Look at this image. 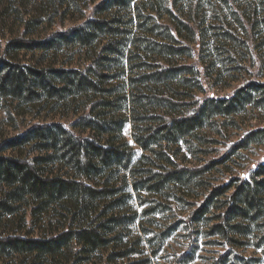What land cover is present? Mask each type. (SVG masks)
I'll use <instances>...</instances> for the list:
<instances>
[{"label":"trees","instance_id":"trees-1","mask_svg":"<svg viewBox=\"0 0 264 264\" xmlns=\"http://www.w3.org/2000/svg\"><path fill=\"white\" fill-rule=\"evenodd\" d=\"M42 2L48 7L40 10L51 9V17L60 21L69 14L88 16L45 41L9 43L7 52H49L66 62L46 69L0 60V97L39 101L42 110L77 118L69 128L60 122L34 125L1 143L0 221L18 216L25 227L30 213L29 230L43 236L0 237V257L18 256L23 264H139L128 259L152 248L150 221L175 213L173 203L184 213L180 219L169 217L166 234L182 227L188 243L172 264H191L199 237L222 248L207 264H239L233 254L236 237L247 235L264 215V164L252 183L235 179L213 185L209 175L232 151L192 166L179 157H184L182 145L207 142L200 132L215 115L238 112L250 103L251 90L264 94V84L249 83L220 100L197 98L203 79L191 53L204 38L203 0ZM125 122L140 156L122 137ZM27 147L44 155L3 154ZM56 164L63 166L56 170ZM144 194L157 198L154 207H145ZM128 200H139L140 215L131 212ZM138 219L132 236L129 226ZM155 256L152 251L141 264H152Z\"/></svg>","mask_w":264,"mask_h":264},{"label":"rangeland","instance_id":"rangeland-1","mask_svg":"<svg viewBox=\"0 0 264 264\" xmlns=\"http://www.w3.org/2000/svg\"><path fill=\"white\" fill-rule=\"evenodd\" d=\"M22 1L21 6L18 0H0V60L5 59L22 67L31 65L46 69L58 68L60 64L66 62L60 55L55 59L52 53L37 50L7 52V46L11 42L20 40L45 41L56 32H64L81 25L88 14L83 16V19L78 18L79 14L74 16L69 14L66 19L60 21L57 17H51V9L47 8V12L40 10L48 7L47 2ZM200 15L204 17L201 30L204 31V38L207 37L195 42L194 52L191 53L192 63L198 61L197 68L203 79L202 93L197 98L220 100L233 96L238 89L246 87L249 83L264 84V0H203ZM48 17H51V20ZM207 39L209 44L206 43ZM77 63L75 62V65ZM253 91L251 90L249 94L250 103L241 110L231 115L218 114L210 120L200 132V136L207 141L205 144L201 145L196 141L188 148L182 145L181 152L184 157H179L180 163L187 166L202 164L204 161L216 159L232 151L228 161L216 166L211 172L210 183L219 185L235 179L252 183L255 171L264 164V94ZM25 103L11 97H0V145L34 125L60 122L69 128L77 118L71 114L66 118H60L48 109L42 110L43 106L39 101L32 104ZM72 132L78 133L74 129ZM130 132L131 126L125 122L122 137L132 147L136 156H140L142 152L134 144ZM253 133H258L256 138L254 137L255 139L245 144L243 148L237 149L240 147L239 144ZM30 149L27 147L16 152L8 150L3 154L20 156V158L27 156L30 159L44 155L37 151L31 152ZM62 166L56 164L53 168L60 170ZM143 197L142 202L145 207L155 206L153 203L157 202L156 197L147 194ZM138 202L139 200L135 202L128 200L131 212L137 211L140 215L142 208L138 206ZM171 204L176 208L175 213L163 212L150 221V233L154 239H152V250L149 247L141 248L140 254L131 256L128 261L141 264L154 251L156 256L150 258L152 264H172L174 257L186 250L188 239L184 238L186 232L182 227L166 234L167 225L175 217L180 219L184 213L180 206ZM161 209L158 207V210ZM17 218L18 216L16 218L8 216L5 218L6 221H0L1 238L17 236L35 240L43 236L38 229L29 230L31 229L30 213L26 214L25 227L19 224ZM140 222L141 219H138L135 226H129L132 236L136 235V226ZM145 224H148L147 220L144 221ZM158 239H161V243ZM236 239L239 242L235 244L236 248L233 250V254L238 257L235 262L241 264L242 259H252L249 260L251 264H264V215L258 219V222L250 225L247 235L238 236ZM210 241L201 237L196 240L195 256L191 264H207L221 253V246L215 247L209 243ZM258 241L263 243L260 249L254 250V245ZM0 264H23V258L0 257Z\"/></svg>","mask_w":264,"mask_h":264}]
</instances>
